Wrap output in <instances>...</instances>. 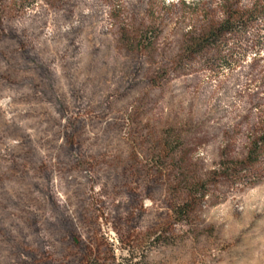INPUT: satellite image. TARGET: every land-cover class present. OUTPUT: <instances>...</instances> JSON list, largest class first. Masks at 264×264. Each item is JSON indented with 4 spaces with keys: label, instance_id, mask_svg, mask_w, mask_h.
Here are the masks:
<instances>
[{
    "label": "rangeland",
    "instance_id": "374dc122",
    "mask_svg": "<svg viewBox=\"0 0 264 264\" xmlns=\"http://www.w3.org/2000/svg\"><path fill=\"white\" fill-rule=\"evenodd\" d=\"M255 2L0 0V264H264Z\"/></svg>",
    "mask_w": 264,
    "mask_h": 264
},
{
    "label": "trees",
    "instance_id": "16d2710c",
    "mask_svg": "<svg viewBox=\"0 0 264 264\" xmlns=\"http://www.w3.org/2000/svg\"><path fill=\"white\" fill-rule=\"evenodd\" d=\"M262 20L264 22V0H257L254 6L249 10H236L234 15L227 17L221 24H219L213 31V36L216 41H221L224 37L232 33V25L236 22H242V26H247L248 22L253 20ZM240 24V23H239ZM244 24V25H243ZM260 35V34H257ZM258 36V42L255 47L260 48L262 42ZM90 264H95L92 261Z\"/></svg>",
    "mask_w": 264,
    "mask_h": 264
}]
</instances>
